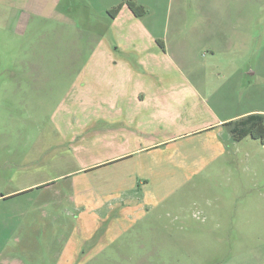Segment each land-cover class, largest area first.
Masks as SVG:
<instances>
[{
    "label": "rangeland",
    "instance_id": "rangeland-1",
    "mask_svg": "<svg viewBox=\"0 0 264 264\" xmlns=\"http://www.w3.org/2000/svg\"><path fill=\"white\" fill-rule=\"evenodd\" d=\"M74 1L72 10L83 6V0ZM151 1L143 6L142 20L134 25L124 20L123 30L139 33L137 48L173 51L179 44L186 63L174 57L177 66L165 63L167 80L183 75L199 98L188 92L186 105H172L184 126L174 118L145 127L143 133L150 128L154 137L136 138L131 148H145L131 158L71 174L72 201L61 219L69 226L42 232V241L61 245L56 264H264V143L235 140L226 126L186 134L220 114L253 110L227 122L264 114V72L261 77L246 71L237 83L231 73L233 43L203 34L206 27L192 0H162V6ZM2 10L0 191L10 177L29 184L119 154L118 147L104 145L102 135H91L87 111L100 113L107 105H92L86 74L76 69L105 27L85 15L74 26L34 12L14 27L9 11ZM66 10L75 12L68 5ZM59 11L51 6L46 12ZM146 27L155 39L145 40ZM251 46L239 58L242 67L264 51V40ZM196 79L203 81L201 88ZM111 135L120 137L117 131Z\"/></svg>",
    "mask_w": 264,
    "mask_h": 264
},
{
    "label": "crops",
    "instance_id": "crops-1",
    "mask_svg": "<svg viewBox=\"0 0 264 264\" xmlns=\"http://www.w3.org/2000/svg\"><path fill=\"white\" fill-rule=\"evenodd\" d=\"M126 1H133L144 7L148 5V0H83V6L77 8L78 10H72L74 0H0V11L3 12L2 9L9 11L14 27L26 23L30 12L45 18L53 17L60 24L74 26H77L85 15L89 21L100 22V26L105 27L100 40L91 49L87 61L76 69L86 74L84 85L89 90L87 98L92 97L90 98L92 105L95 103L100 106L107 105L106 110L100 113L87 111L86 115L92 119L91 135H102L104 145L108 148L118 147L120 150L119 154L102 162L59 173L49 179L29 184H24L20 179L13 177L6 180L5 187L0 191V205L4 206L0 207V264L58 263L61 245L43 242L41 233L61 231L62 224L69 226L61 219L62 214L68 212L64 209L67 207V201H72L70 193L74 188L72 187L74 182L70 179L73 177L71 174L131 158L129 156L131 153L145 148L139 146L131 148L136 146V138L140 139L142 135L149 139L154 137L153 132L149 131L150 128L146 134L143 133L145 127H153L174 118L178 121V127L184 126L186 121L176 108L181 109L182 105H186L184 103L188 102V99L185 96L188 92L193 98H199L195 86L183 75L178 81L167 80L169 71L165 63L177 66L174 58L182 64L186 63L179 44L175 50L170 49L171 52L166 47L137 48L139 33L133 30L126 33L123 30V21L127 20L134 25L139 22L137 18L140 17H135L125 4L117 16L114 18L109 16L110 9ZM151 2L155 6H162L163 3L162 0ZM67 5L75 12H67ZM51 6L54 8L58 6L60 13L55 16L47 15L46 11ZM191 6L195 7V12L206 27L204 35L208 34L210 39L217 41H229L230 47L233 43L230 54L234 81L240 82L246 71L250 76L256 74L261 76L264 72V51L256 53L254 61L252 58L246 60L243 65L245 68L239 65L238 61L242 54L251 51L253 41L264 40V0H192ZM82 8L85 9L84 12L79 10ZM145 29L147 34L145 40L155 39L156 34L147 27ZM204 35L203 37H207ZM216 53L215 50L212 55ZM186 59L188 58L185 57ZM32 68L39 72L40 66ZM202 82L201 79L195 80V84L200 88ZM173 104L176 108H172ZM186 109L187 107L184 108ZM250 112L253 110L239 115ZM239 115L226 113L217 115L213 121L186 134L223 127L227 121ZM115 131L120 134L118 139L111 135ZM174 138L175 136L146 147L165 143ZM15 183L19 187H15ZM30 193L33 196L32 202L27 196ZM17 216L20 218L15 220L14 217Z\"/></svg>",
    "mask_w": 264,
    "mask_h": 264
},
{
    "label": "trees",
    "instance_id": "trees-1",
    "mask_svg": "<svg viewBox=\"0 0 264 264\" xmlns=\"http://www.w3.org/2000/svg\"><path fill=\"white\" fill-rule=\"evenodd\" d=\"M126 5L135 17H142L146 14L143 6L133 1H126L108 11L110 17L114 18L120 12L123 5ZM226 126L235 140L251 137L264 143V114H250L235 121L226 123Z\"/></svg>",
    "mask_w": 264,
    "mask_h": 264
}]
</instances>
